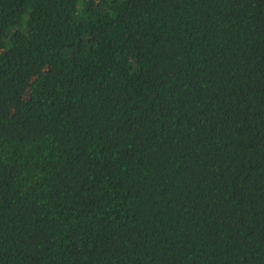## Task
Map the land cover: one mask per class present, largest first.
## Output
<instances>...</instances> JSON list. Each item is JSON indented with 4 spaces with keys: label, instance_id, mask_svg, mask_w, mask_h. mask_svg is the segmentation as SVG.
I'll return each mask as SVG.
<instances>
[{
    "label": "trees",
    "instance_id": "trees-1",
    "mask_svg": "<svg viewBox=\"0 0 264 264\" xmlns=\"http://www.w3.org/2000/svg\"><path fill=\"white\" fill-rule=\"evenodd\" d=\"M0 264H264V0H0Z\"/></svg>",
    "mask_w": 264,
    "mask_h": 264
},
{
    "label": "rangeland",
    "instance_id": "rangeland-1",
    "mask_svg": "<svg viewBox=\"0 0 264 264\" xmlns=\"http://www.w3.org/2000/svg\"><path fill=\"white\" fill-rule=\"evenodd\" d=\"M80 1V0H79Z\"/></svg>",
    "mask_w": 264,
    "mask_h": 264
}]
</instances>
